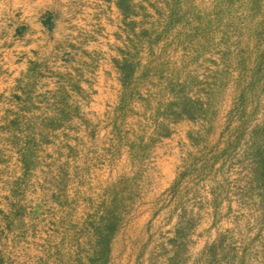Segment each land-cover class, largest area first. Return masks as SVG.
I'll use <instances>...</instances> for the list:
<instances>
[{
	"label": "rangeland",
	"instance_id": "374dc122",
	"mask_svg": "<svg viewBox=\"0 0 264 264\" xmlns=\"http://www.w3.org/2000/svg\"><path fill=\"white\" fill-rule=\"evenodd\" d=\"M0 264H264V0H0Z\"/></svg>",
	"mask_w": 264,
	"mask_h": 264
},
{
	"label": "bare ground",
	"instance_id": "6f19581e",
	"mask_svg": "<svg viewBox=\"0 0 264 264\" xmlns=\"http://www.w3.org/2000/svg\"><path fill=\"white\" fill-rule=\"evenodd\" d=\"M15 7V6H14Z\"/></svg>",
	"mask_w": 264,
	"mask_h": 264
}]
</instances>
